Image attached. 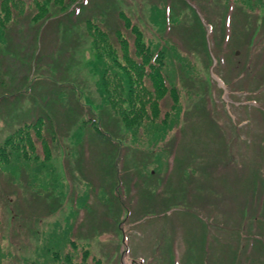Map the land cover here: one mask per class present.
<instances>
[{
	"label": "rangeland",
	"instance_id": "rangeland-1",
	"mask_svg": "<svg viewBox=\"0 0 264 264\" xmlns=\"http://www.w3.org/2000/svg\"><path fill=\"white\" fill-rule=\"evenodd\" d=\"M79 1L0 0L3 264H264V3ZM128 56L180 114L167 91L126 128Z\"/></svg>",
	"mask_w": 264,
	"mask_h": 264
},
{
	"label": "trees",
	"instance_id": "trees-1",
	"mask_svg": "<svg viewBox=\"0 0 264 264\" xmlns=\"http://www.w3.org/2000/svg\"><path fill=\"white\" fill-rule=\"evenodd\" d=\"M36 6L37 12L32 15L30 21L36 22L35 24H40L43 23L44 20L49 19L50 13H51V7L59 8L62 10L63 8L68 7V5L65 4L66 0H32ZM69 6L74 7L76 4L81 5L82 3H79L76 1L77 0H69ZM246 5H248L249 0H241ZM232 2V1H231ZM264 3V0H257V6ZM252 7L256 6L255 3H253ZM243 6V3H241ZM251 5V4H250ZM51 6V7H50ZM5 9V15L4 17L0 15V25L4 24L6 21V18L10 15V11L7 8ZM3 9V11H4ZM50 9V10H49ZM39 11V12H38ZM71 12V11H70ZM108 12L106 11H101L100 12V18L105 22V26L108 28L110 33H115L116 37L118 38L119 36H123L122 29L118 26L113 27L111 24H109V19H107ZM110 18V16H109ZM119 20H123L124 24V15L119 16ZM87 23L93 22L94 19L92 18H87L85 19ZM111 21V18H110ZM35 25V26H36ZM166 24L162 23V27L165 28ZM126 26V25H125ZM42 27V26H41ZM41 27L38 28L36 31V34H38V31L41 29ZM174 27V26H173ZM6 28V27H4ZM264 28V19L261 21V27ZM3 37L5 38L6 35V29H3ZM178 34L179 40H184L188 41V39L191 38V34L187 33L186 30H177L176 31ZM9 37L6 35V37ZM11 36V35H10ZM11 38V37H10ZM35 39H38V36L35 37ZM97 51H100V49L97 47ZM163 51V50H162ZM163 53H165L163 51ZM100 58L103 57L100 55ZM98 57V58H99ZM134 57L128 56L125 58L126 64L125 66H122V69L124 72H126V76L124 77L123 81H126V95L125 97L119 95L117 98L113 96V94H108V97L106 100L112 105V107L120 116H121V122L125 124L126 128L134 130L135 128H142L143 127V122L145 118H152L155 119L158 116L150 115L147 113V106L150 105L151 107L156 105V101L158 97L163 96L167 91L170 93V96L174 100V105H172L171 110L178 114L181 112V108H179V111L177 110L178 107L177 105L180 102V90L177 88V84L170 83L168 82V77L166 74L163 73L162 70H155V71H145V75L143 73L144 68L142 66H139L134 60H132ZM183 60V59H182ZM164 64V63H163ZM181 80H186V75L184 74ZM150 86V87H149ZM151 87H154L156 89L155 93H151L150 89ZM165 92V93H164ZM154 95V97H152ZM123 103H127V106H123ZM109 110V106H106ZM168 119H170V115L168 114ZM166 119V120H168ZM97 129L101 131V136L100 140L102 143L106 142L109 140V135L101 130V127L98 126ZM0 232H1V227H0ZM0 264H3V250L1 246V237H0ZM97 264H100V262H97Z\"/></svg>",
	"mask_w": 264,
	"mask_h": 264
}]
</instances>
